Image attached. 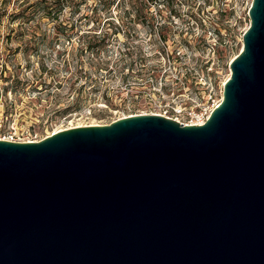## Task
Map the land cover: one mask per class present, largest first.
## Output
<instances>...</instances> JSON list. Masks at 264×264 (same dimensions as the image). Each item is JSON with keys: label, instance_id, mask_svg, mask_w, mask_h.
<instances>
[{"label": "water", "instance_id": "95a60500", "mask_svg": "<svg viewBox=\"0 0 264 264\" xmlns=\"http://www.w3.org/2000/svg\"><path fill=\"white\" fill-rule=\"evenodd\" d=\"M248 16L203 123L0 139V264H264V0Z\"/></svg>", "mask_w": 264, "mask_h": 264}, {"label": "rangeland", "instance_id": "374dc122", "mask_svg": "<svg viewBox=\"0 0 264 264\" xmlns=\"http://www.w3.org/2000/svg\"><path fill=\"white\" fill-rule=\"evenodd\" d=\"M32 1L0 0V113L36 140L166 102L208 112L242 47L251 2L173 0L181 15L168 18L158 0H64L58 17L14 18Z\"/></svg>", "mask_w": 264, "mask_h": 264}, {"label": "trees", "instance_id": "16d2710c", "mask_svg": "<svg viewBox=\"0 0 264 264\" xmlns=\"http://www.w3.org/2000/svg\"><path fill=\"white\" fill-rule=\"evenodd\" d=\"M155 2V4L157 3V0H152ZM158 1H162V4L166 7V9L169 10V16L168 18H170L171 16H180L181 12L180 10L182 9V2H180V4H178V0L176 2H173V0H158ZM216 1V0H214ZM57 3V5L59 4L58 7L56 6H52L49 3ZM82 2V0H80L79 2H77L78 6L79 4ZM114 2V0H108L107 2L103 1L102 4L105 5L106 7H109L112 3ZM6 3V1H5ZM192 3V1H191ZM187 3V11H190V9L193 8V3ZM65 1L64 0H34L30 3H28V5H25L24 7H21L18 11H13L12 14L14 16V18H25V19H31L33 17H35L36 15L39 14L40 18L41 17H48V18H54V17H58L59 13L61 12V9L63 6H65ZM160 4V3H157ZM23 3H20L17 6H22ZM216 7V6H213ZM221 7V6H220ZM219 7V8H220ZM213 31L215 33H219V30L216 29V27H212ZM161 38H165L164 35L161 36Z\"/></svg>", "mask_w": 264, "mask_h": 264}, {"label": "built area", "instance_id": "2783aa9c", "mask_svg": "<svg viewBox=\"0 0 264 264\" xmlns=\"http://www.w3.org/2000/svg\"><path fill=\"white\" fill-rule=\"evenodd\" d=\"M221 4L222 3H220L217 6L220 7ZM212 6H216V4H212ZM162 78L163 77H160L161 81L163 80ZM216 104L217 102L215 103V105ZM161 105L162 106L160 107L159 111L152 112V113H159L167 117H172L182 123H203L211 111L209 110L208 112H205L201 108L198 110L193 107H182V105L178 103L172 104V103L166 102L163 104L161 103ZM182 113H186V115L188 116V121H182L179 119L178 115ZM194 117H196V120H193ZM0 139L23 141V140H29L31 138H26L22 127L10 121H6V119L3 118L2 113H0ZM31 140H36V139H31Z\"/></svg>", "mask_w": 264, "mask_h": 264}, {"label": "bare ground", "instance_id": "6f19581e", "mask_svg": "<svg viewBox=\"0 0 264 264\" xmlns=\"http://www.w3.org/2000/svg\"><path fill=\"white\" fill-rule=\"evenodd\" d=\"M81 125H83V124H81ZM59 130V129H58ZM55 131H57V130H55Z\"/></svg>", "mask_w": 264, "mask_h": 264}]
</instances>
